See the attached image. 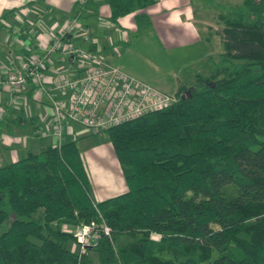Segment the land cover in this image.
Returning <instances> with one entry per match:
<instances>
[{"label": "trees", "instance_id": "trees-1", "mask_svg": "<svg viewBox=\"0 0 264 264\" xmlns=\"http://www.w3.org/2000/svg\"><path fill=\"white\" fill-rule=\"evenodd\" d=\"M153 3L96 2L111 23L134 12L137 29ZM262 14L264 0L219 13L211 72L178 86L168 107L103 130L123 193L93 200L74 139L0 165V264H94L92 253L96 264H264ZM90 221L109 233L81 250L69 228Z\"/></svg>", "mask_w": 264, "mask_h": 264}, {"label": "crops", "instance_id": "crops-1", "mask_svg": "<svg viewBox=\"0 0 264 264\" xmlns=\"http://www.w3.org/2000/svg\"><path fill=\"white\" fill-rule=\"evenodd\" d=\"M76 1L0 0V75H4L7 71L8 60L11 57L24 58L30 54L39 53L47 44L49 34L58 29L63 22L75 16ZM97 1L99 0H85L79 10L78 21L89 31L90 42H83L79 38L70 41L83 48H92L95 52H99L104 60L112 64V54L106 53L107 49L102 42L111 37L117 46L122 47L119 53L122 55L126 53L129 60L127 62L122 55L115 56V63L120 70L129 74L131 68L126 63L136 60L135 55H130L131 51L141 52V49L145 51L149 46L153 49L158 46L149 34L141 38L143 41L138 42L134 12L118 18L113 24L98 19V16L106 18L109 8L105 4H96ZM141 11L149 17L150 24L146 28L153 27V31L159 35L157 39L155 38L159 47L189 46L199 42L198 26L204 29L205 21L203 17H196L190 6V0H154L152 5ZM114 25L115 27H112ZM124 31L127 34L119 38V34ZM208 38L206 36L205 40L208 41ZM210 53V50H206L204 54L194 57V60L199 58L198 61L209 63L208 59L213 58ZM140 56L139 53V58ZM70 63L71 58L68 56L61 59V54L53 53L48 60L49 73L47 71L46 73L68 71ZM132 76L147 79L139 73H133ZM47 78L50 81L52 74L47 75ZM189 82L190 80L188 83L178 81L174 92L178 86H189L191 84ZM26 92L28 94H13V101L9 102L8 87L0 86V165L16 160L15 155L20 157L27 153H38L45 146L56 143L52 135L41 137L36 134L38 128L48 126L50 112L43 98L36 99L31 94L30 88ZM19 112H23L25 117L30 119L24 126L22 121L20 126L14 123ZM64 134V140H67L66 138L71 140L77 134V129L67 128ZM78 151L94 201H101L126 190L111 145L105 144L100 149L86 150L84 148Z\"/></svg>", "mask_w": 264, "mask_h": 264}, {"label": "built area", "instance_id": "built-area-1", "mask_svg": "<svg viewBox=\"0 0 264 264\" xmlns=\"http://www.w3.org/2000/svg\"><path fill=\"white\" fill-rule=\"evenodd\" d=\"M85 0L76 1L75 16L50 33L39 53L24 58L11 57L7 71L0 75V86L13 94H24L30 86L33 96L44 98L50 111L48 126L37 129V135H52L56 143L63 140L67 127L64 120L91 131H103L147 112L168 107L176 101L173 94L159 91L125 74L93 49L75 45L71 39L89 43L90 33L78 21ZM71 58L70 70L50 71L48 60L53 53ZM76 244L82 250L93 245L100 235H108L103 222L90 221L72 229ZM158 236L153 235L156 239Z\"/></svg>", "mask_w": 264, "mask_h": 264}, {"label": "rangeland", "instance_id": "rangeland-1", "mask_svg": "<svg viewBox=\"0 0 264 264\" xmlns=\"http://www.w3.org/2000/svg\"><path fill=\"white\" fill-rule=\"evenodd\" d=\"M241 1L242 0H190V6L194 10L196 17H203L205 21L204 29H202L201 26H198V35L201 40L199 39V42L194 45H180L178 47L173 46L162 48L159 47V43H157V41L155 40V38L157 39L158 34L153 31V27L138 29L136 32V35L139 38L138 42L143 41L141 38L149 34L152 35V38L158 47L153 49L149 46V48L151 49L148 48L145 51L141 49V52L131 51L130 55L136 56L135 62H130L129 64L126 63L130 66L131 73L128 72L129 74H127L123 70L121 71L135 78L136 80H139L167 94L174 93V89L177 86L178 81H180L181 83H188V81L190 80L189 83H192V77L194 74H209L212 70L210 64L206 61H198L199 58L197 60H194V57H198L204 54L206 50L211 51L210 54L213 55V58L217 57V54L221 52V44L220 38L217 34L219 24L217 22L216 16L219 13L229 12L233 6L239 5ZM263 16L264 14H262V17ZM98 19H100L101 21H107L104 20V18H100L99 16ZM112 27H115V25ZM126 34V31L122 32L121 34H119V38L123 37ZM206 36L209 37L208 41L205 40ZM102 42L107 49L106 53L111 52L110 54H112V65L118 68L115 63V56L118 57L122 55L121 53H119V50L122 47L117 46V44L112 41L111 37L103 40ZM140 45L141 47H143L142 43H140ZM98 49L100 50L99 47ZM96 53L100 55L99 52ZM139 53L141 55V58H139ZM122 56L127 62H129L126 57L128 56L126 55V53H124ZM54 57H56V55H54ZM133 73H139L142 76H145L147 79L132 76ZM46 107L49 110L48 106ZM63 124L67 128L74 127L77 129V134L74 135L72 139L76 140V146L79 150H83L84 148L86 150L100 149L105 144H108L110 146L109 139L106 133H104L103 131L94 132L79 125H75L67 120H64ZM64 133L65 132L63 131V135L65 136ZM66 139L69 140L68 138ZM15 151L18 152L16 149ZM17 157L19 158L18 155H15L14 159H17ZM8 223V220H5L0 224V233L7 228ZM69 230L71 231L72 229L69 228ZM66 247L68 249L71 248L72 250L76 249L75 245L71 242H68L66 244ZM92 255L93 262L94 264H96L94 256L95 254L92 253Z\"/></svg>", "mask_w": 264, "mask_h": 264}, {"label": "water", "instance_id": "water-1", "mask_svg": "<svg viewBox=\"0 0 264 264\" xmlns=\"http://www.w3.org/2000/svg\"><path fill=\"white\" fill-rule=\"evenodd\" d=\"M181 98H183V95H181Z\"/></svg>", "mask_w": 264, "mask_h": 264}]
</instances>
